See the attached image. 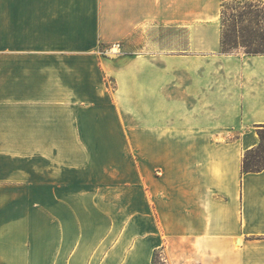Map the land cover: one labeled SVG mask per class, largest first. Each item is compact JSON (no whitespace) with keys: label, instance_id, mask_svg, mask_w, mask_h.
<instances>
[{"label":"crops","instance_id":"1","mask_svg":"<svg viewBox=\"0 0 264 264\" xmlns=\"http://www.w3.org/2000/svg\"><path fill=\"white\" fill-rule=\"evenodd\" d=\"M223 1L0 0V264H264V54Z\"/></svg>","mask_w":264,"mask_h":264},{"label":"trees","instance_id":"2","mask_svg":"<svg viewBox=\"0 0 264 264\" xmlns=\"http://www.w3.org/2000/svg\"><path fill=\"white\" fill-rule=\"evenodd\" d=\"M220 28L222 52L241 50L252 55L264 54V0H224ZM259 136L258 145L243 156V171H257L264 167V132H259ZM255 152L259 156H255Z\"/></svg>","mask_w":264,"mask_h":264},{"label":"rangeland","instance_id":"3","mask_svg":"<svg viewBox=\"0 0 264 264\" xmlns=\"http://www.w3.org/2000/svg\"><path fill=\"white\" fill-rule=\"evenodd\" d=\"M220 9H221V7H220ZM229 12H231V10ZM233 52H243V51H241V50H235ZM138 152H139V150H137V151L136 150H133V151L131 150V155H130V157L132 158V161L131 162H132V167H133V173L134 174L138 172L139 165H140V163H139V153ZM254 155L255 156L256 155L259 156V153H256L255 152ZM106 171L111 174V176H110L111 179H115V178H113L112 174H116V176H117L120 173H124L125 168H124V165H117V166H111L110 167V170H106ZM96 183L100 187H107V186H109V184H112V183H113V185L116 184V183L110 182L108 180L101 181V182H96ZM132 184L133 185H136L138 188H140L139 179L138 180L136 179V181H133ZM22 187H25V186H22ZM117 187L118 188H122L123 186H119L118 185ZM152 264H167V262H165V260L161 256L160 250H155L154 251V253L152 255Z\"/></svg>","mask_w":264,"mask_h":264},{"label":"water","instance_id":"4","mask_svg":"<svg viewBox=\"0 0 264 264\" xmlns=\"http://www.w3.org/2000/svg\"><path fill=\"white\" fill-rule=\"evenodd\" d=\"M114 49V48H113Z\"/></svg>","mask_w":264,"mask_h":264}]
</instances>
